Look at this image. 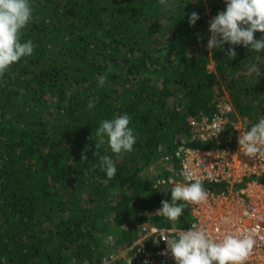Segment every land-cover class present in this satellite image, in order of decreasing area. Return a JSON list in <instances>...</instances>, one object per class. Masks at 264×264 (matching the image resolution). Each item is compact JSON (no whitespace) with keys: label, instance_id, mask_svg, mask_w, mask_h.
I'll list each match as a JSON object with an SVG mask.
<instances>
[{"label":"trees","instance_id":"16d2710c","mask_svg":"<svg viewBox=\"0 0 264 264\" xmlns=\"http://www.w3.org/2000/svg\"><path fill=\"white\" fill-rule=\"evenodd\" d=\"M29 3L19 42L31 41L33 54L0 75V264H126L113 257L147 228L193 225L185 201L175 202L184 205L176 221L157 210L173 203L178 148L214 146L194 136V123L226 99L228 134L236 122L248 131L264 118V50L208 51L209 22L225 0ZM192 12L200 17L194 26ZM229 47L236 58L227 57ZM251 65L259 75L249 74ZM122 114L131 118L133 150L117 156L105 138L95 157V130ZM104 155L117 169L111 180L100 166ZM146 249L156 248L146 241Z\"/></svg>","mask_w":264,"mask_h":264},{"label":"clouds","instance_id":"9594fccd","mask_svg":"<svg viewBox=\"0 0 264 264\" xmlns=\"http://www.w3.org/2000/svg\"><path fill=\"white\" fill-rule=\"evenodd\" d=\"M226 10L218 13L209 22L210 38L207 49L222 48L225 44L240 46L249 50L260 52L264 50V36L255 39V33H264V0H225ZM165 4L166 0H160ZM32 17V7L29 0H0V75L11 65L19 62L21 58L31 56L34 46L31 41L19 42V33L26 27ZM199 14L192 12L189 16V24L194 26L199 19ZM229 59L236 58L235 47H229L226 53ZM260 74L256 65L249 67V74ZM103 78L100 85H103ZM88 107H94L89 102ZM130 117L122 114L111 120H104L95 130V147L98 150L102 144L107 143L112 153L119 156L124 152H131L136 143L133 129L129 127ZM238 129V128H236ZM239 130V129H238ZM89 139L93 140V136ZM240 151L246 156L252 157L259 154L264 158V118L251 126L250 130L241 132L237 138ZM90 145H85L81 153L82 163L88 160L87 152ZM100 166L106 173L107 179L111 180L116 174L114 160L104 155L100 157ZM186 180L191 181L193 174L189 171L182 173ZM207 192L202 183L197 179L190 184H176L171 190V199L161 201V208L157 214L166 217L169 221H176L182 214L184 205H178L176 201L190 203H202L207 200ZM167 244L176 264H241L251 253L254 240L251 237L238 239L232 235H226L224 239L217 242L206 234L197 225L181 232L176 239L163 238ZM107 264V261H105Z\"/></svg>","mask_w":264,"mask_h":264},{"label":"built area","instance_id":"2783aa9c","mask_svg":"<svg viewBox=\"0 0 264 264\" xmlns=\"http://www.w3.org/2000/svg\"><path fill=\"white\" fill-rule=\"evenodd\" d=\"M231 111L232 105L228 107L220 103L211 116L202 117L200 122L194 123L197 127L194 136L214 146L206 150L179 147L175 156L181 163L180 182L170 176L169 183L175 187L176 184H190L198 179L202 184L224 185L222 192L206 191L207 200L202 203L185 202L193 224L217 242L226 235L238 239L251 237L254 240L252 251L241 264H264V183L258 181L264 176V158L259 154L248 157L240 151L237 138L240 131H247L241 122L234 123L232 132L227 133V115ZM224 143L227 145L224 146ZM186 170L193 174L191 181L182 175ZM245 179L247 181L240 185ZM189 229L147 228L132 245L115 254L113 260L125 256L126 264H176L163 238L176 239L181 232ZM146 241L156 249H146Z\"/></svg>","mask_w":264,"mask_h":264},{"label":"rangeland","instance_id":"374dc122","mask_svg":"<svg viewBox=\"0 0 264 264\" xmlns=\"http://www.w3.org/2000/svg\"><path fill=\"white\" fill-rule=\"evenodd\" d=\"M210 69H213V65H210ZM221 103L226 104L228 107L231 106L229 100H227V99H226V101H222ZM106 241H107V244H111L113 241V237L110 236L109 238H107ZM103 264H105V262ZM107 264H108V262H107Z\"/></svg>","mask_w":264,"mask_h":264}]
</instances>
